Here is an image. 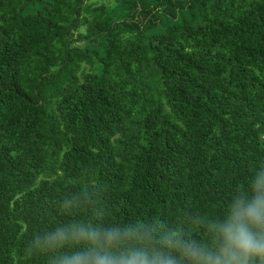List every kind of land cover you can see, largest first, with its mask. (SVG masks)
<instances>
[{
    "label": "trees",
    "instance_id": "1",
    "mask_svg": "<svg viewBox=\"0 0 264 264\" xmlns=\"http://www.w3.org/2000/svg\"><path fill=\"white\" fill-rule=\"evenodd\" d=\"M262 164L264 0H0V264L70 221L202 235Z\"/></svg>",
    "mask_w": 264,
    "mask_h": 264
},
{
    "label": "clouds",
    "instance_id": "2",
    "mask_svg": "<svg viewBox=\"0 0 264 264\" xmlns=\"http://www.w3.org/2000/svg\"><path fill=\"white\" fill-rule=\"evenodd\" d=\"M74 205L71 197L60 201L65 214ZM185 222L202 235L163 219L77 220L36 234L27 250L49 253V264H264V164L223 217L189 212Z\"/></svg>",
    "mask_w": 264,
    "mask_h": 264
},
{
    "label": "rangeland",
    "instance_id": "3",
    "mask_svg": "<svg viewBox=\"0 0 264 264\" xmlns=\"http://www.w3.org/2000/svg\"><path fill=\"white\" fill-rule=\"evenodd\" d=\"M81 40H83V33L82 32H78L75 36V41L80 43Z\"/></svg>",
    "mask_w": 264,
    "mask_h": 264
}]
</instances>
